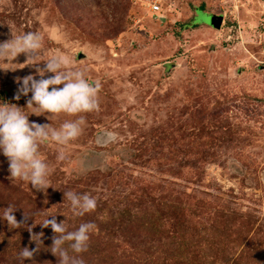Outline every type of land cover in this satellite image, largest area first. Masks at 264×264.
I'll list each match as a JSON object with an SVG mask.
<instances>
[{"label": "rangeland", "instance_id": "1", "mask_svg": "<svg viewBox=\"0 0 264 264\" xmlns=\"http://www.w3.org/2000/svg\"><path fill=\"white\" fill-rule=\"evenodd\" d=\"M151 2L0 0V41L38 32L40 59L65 55L99 84L80 135L40 145L46 189L10 179L0 154V213L11 205L23 222L0 218V264H56L39 225L49 215L69 231L95 225L86 251L70 252L84 264H264V0H158V15ZM24 59L0 62V101L24 106ZM66 191L95 209L73 215ZM24 246L38 249L31 260Z\"/></svg>", "mask_w": 264, "mask_h": 264}, {"label": "clouds", "instance_id": "2", "mask_svg": "<svg viewBox=\"0 0 264 264\" xmlns=\"http://www.w3.org/2000/svg\"><path fill=\"white\" fill-rule=\"evenodd\" d=\"M41 51L42 36L38 32L28 31L14 37L10 35L8 39L0 41V62L11 63L18 55L23 54L24 66L34 67L35 70L34 73L16 78L18 85L13 100H19L21 96L27 97L23 107L0 101V154L7 159L10 179L27 181L33 189L43 191L49 186L47 177L50 169L41 158L40 145L54 142L64 146L80 135L85 123L83 114L98 108L99 84L87 79L83 69L72 67L67 56L52 55L48 59H40ZM41 61L44 62L42 67ZM47 73L51 75H46ZM25 108L31 111L26 113L23 111ZM60 113L75 119L65 120L58 128L49 123H37L28 119L30 114ZM48 117L49 115L47 120ZM63 158L61 147L57 159ZM63 197L70 202L71 212L75 216H83L96 207L95 197L87 193L66 191ZM14 211L8 205L0 213V218L7 225L19 228L23 222L17 221ZM39 225L41 228L50 227L54 234L49 251L58 258L56 264H84L82 258L71 255L70 252L79 254L86 251L89 234L95 228L92 222L80 223L75 230L69 231L63 220L57 222L55 215H49ZM26 227L31 233L32 225ZM38 234L39 238L42 233ZM37 250L36 246L32 249L24 246L18 256L22 261L31 260Z\"/></svg>", "mask_w": 264, "mask_h": 264}, {"label": "water", "instance_id": "3", "mask_svg": "<svg viewBox=\"0 0 264 264\" xmlns=\"http://www.w3.org/2000/svg\"><path fill=\"white\" fill-rule=\"evenodd\" d=\"M163 18V17H162ZM222 18L223 15L222 14H218V13H209L207 18H206V22L208 23L209 26H211L212 28H219L221 23H222Z\"/></svg>", "mask_w": 264, "mask_h": 264}, {"label": "built area", "instance_id": "4", "mask_svg": "<svg viewBox=\"0 0 264 264\" xmlns=\"http://www.w3.org/2000/svg\"><path fill=\"white\" fill-rule=\"evenodd\" d=\"M149 9L151 10L152 13H155V14H160V9H161V6H160V2H158V0H152L151 3H149Z\"/></svg>", "mask_w": 264, "mask_h": 264}, {"label": "trees", "instance_id": "5", "mask_svg": "<svg viewBox=\"0 0 264 264\" xmlns=\"http://www.w3.org/2000/svg\"><path fill=\"white\" fill-rule=\"evenodd\" d=\"M200 8H203V5L202 4H200V6H199ZM190 25H192V26H194L195 24H190Z\"/></svg>", "mask_w": 264, "mask_h": 264}, {"label": "crops", "instance_id": "6", "mask_svg": "<svg viewBox=\"0 0 264 264\" xmlns=\"http://www.w3.org/2000/svg\"><path fill=\"white\" fill-rule=\"evenodd\" d=\"M195 13V12H194Z\"/></svg>", "mask_w": 264, "mask_h": 264}]
</instances>
